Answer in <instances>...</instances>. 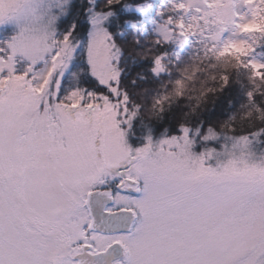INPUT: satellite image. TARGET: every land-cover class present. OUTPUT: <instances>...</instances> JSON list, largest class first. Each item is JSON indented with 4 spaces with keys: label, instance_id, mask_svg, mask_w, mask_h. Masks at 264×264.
<instances>
[{
    "label": "snow or ice",
    "instance_id": "obj_1",
    "mask_svg": "<svg viewBox=\"0 0 264 264\" xmlns=\"http://www.w3.org/2000/svg\"><path fill=\"white\" fill-rule=\"evenodd\" d=\"M0 264H264V0H0Z\"/></svg>",
    "mask_w": 264,
    "mask_h": 264
}]
</instances>
